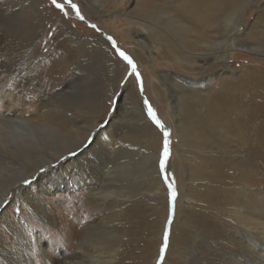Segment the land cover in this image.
Returning <instances> with one entry per match:
<instances>
[{
    "label": "rangeland",
    "instance_id": "rangeland-1",
    "mask_svg": "<svg viewBox=\"0 0 264 264\" xmlns=\"http://www.w3.org/2000/svg\"><path fill=\"white\" fill-rule=\"evenodd\" d=\"M57 4L63 7L52 0H0V90L11 94L9 85L24 76L25 86L33 90H27L33 93L26 96L25 104L33 102L43 116L59 118L61 108H66L69 116L75 112L87 117L95 136L126 131L137 144L118 150L112 158L98 145H89V140L66 152L64 158L73 159L80 148L89 149L96 173L106 177L103 172L110 171L116 186L109 197H92L76 169L66 176V187L46 183L49 190L42 203L53 223L38 215L21 194L16 203L1 204L0 264H60L84 244L88 222L101 223L105 216L116 217V224L97 232L91 244L104 242L101 252L112 248L115 252L111 262L104 257L97 264H237L239 229L228 213L229 197L223 192L212 194L205 176L189 177V165L197 164L200 156L192 150L187 161L182 160L177 124L183 119L178 112L187 87L210 93L223 79L232 86L246 80L264 95V0H236L208 27L193 24L181 12L180 0H99L101 8L90 0H57ZM227 19L230 26L224 23ZM146 36L151 54L141 44ZM168 47L193 63L194 70L182 69L167 54ZM226 48L232 55L224 61L219 56ZM16 102L0 95V115L16 109ZM17 107L21 117L37 118L36 111ZM200 111L190 112L186 125ZM15 121V142L8 141L0 151V191L30 173L25 146L33 143L42 151L51 141L23 132L22 122ZM4 128L1 135L14 139ZM211 141L208 148L219 160L230 163L245 156L246 147L233 140ZM262 161L264 167V156ZM234 166L231 174L240 170ZM48 168L39 169L40 174ZM30 179L19 184L28 186ZM260 188L263 191L264 184ZM200 214L213 227H201ZM91 244L85 247L89 252H93Z\"/></svg>",
    "mask_w": 264,
    "mask_h": 264
},
{
    "label": "bare ground",
    "instance_id": "bare-ground-1",
    "mask_svg": "<svg viewBox=\"0 0 264 264\" xmlns=\"http://www.w3.org/2000/svg\"><path fill=\"white\" fill-rule=\"evenodd\" d=\"M90 1L95 3L94 5H100L98 4L99 0ZM180 1L182 3V7L180 8L181 12H184L186 17L189 18L193 24L199 27H208L211 25L212 19L220 18L225 15L227 9L231 8L236 0ZM99 7L101 8V6ZM29 22L31 26L33 22L31 20ZM224 23L230 26L231 19H227ZM142 25L145 26L146 24L142 23ZM147 28L148 27H146V29ZM147 30L149 31L150 29L148 28ZM225 31H230V28L229 30L225 29ZM62 42V45L66 43L65 40ZM149 43L148 37H144L143 43L141 44L143 48H146L151 54L152 48ZM167 54H172L173 57L178 60V65L182 69L187 71L194 70L192 66L193 63H189L186 57H183L171 47H168ZM138 55H136V59L140 62L141 58ZM231 55L232 53L226 48L221 52L219 57L226 61ZM15 70L13 69L12 72L15 73ZM19 74L20 73H18L17 76H19ZM178 78H182V80L185 79L186 81L188 80L190 85L196 84V81L190 80L187 77ZM16 79L18 78L16 77L15 80ZM186 81L183 83H186ZM25 82L26 77L23 76L18 84L12 82V84L9 85V88L14 90L12 93L15 94V96H13L12 93L3 94L0 90V95H4L11 102L16 100L18 102H16V109H9L10 115H0V126L2 128L4 126L7 133L14 138L7 140V137H3L1 135L3 134V130L0 127V151L2 152L3 149H5V144L8 143V141L12 143L15 142L17 136L16 130L13 129V126L17 125L15 120L22 122L21 125L24 127H20V129L23 132L30 133L31 135H42L51 141H49L47 146L49 150L44 149L42 151L35 147L33 143H29L25 146L26 143L17 142L18 144L22 143L21 146L24 145L26 151L29 152V163L32 164V168L30 173L20 175V177L11 182L10 185L7 184L1 189L0 205L6 201H10L13 204L16 203L19 194H21L28 200L27 202L30 206L34 207V211H36L38 215L45 219V221L53 223L54 217L46 212L44 209L45 206L42 203V195L49 190V188L46 187V183L53 182L57 187L59 185L66 187L68 184V177L66 176H69V174L76 169L82 183L91 188L90 194L92 197H109L114 192L116 186L110 171L103 172V175H109L106 177H102V174L99 177L100 174L96 173L91 164L92 159L90 160L88 156V152H90L89 149L80 148L73 159L64 158L66 152L68 153L76 144L79 145L89 140V145H98V147L104 149L105 153L111 157L117 153L118 150L124 149L126 146L132 148L137 142L133 137L128 136L126 131L119 132L118 134H116L117 132L114 133L112 130L104 131L100 133L101 137L99 138L100 135L95 136L92 134L93 123L89 122L87 117L75 115V112L71 113L69 116L66 108L60 107L61 110H64L60 111L59 114L61 116L59 115V118L55 116L51 118L49 117L50 115H48V117L43 116V114L40 113V109L35 107L36 104L34 105L33 102L28 105L25 104L26 96L32 95L33 93L27 91L31 87L25 86ZM219 84L218 90H213L210 93L200 92L199 90L196 91L190 86L185 89L186 94L182 98V103L178 112L183 122L181 121L177 124V129L180 134V155H183V161H187V156L192 150H195L200 158L197 157V164H193L192 166L189 165V167L192 168L190 173L188 171L189 177L198 176V178H203L205 176L212 194L223 192L225 195H228V213L232 216L235 225L239 229V238L237 240L239 248L236 252L233 251L236 253V257L239 258L237 264H264V190L261 191L260 188V186L264 184L263 161L260 162L264 156V95H260L257 92L258 90L254 89L253 84H248L246 80L237 82L236 85L232 86L228 84V79H223L219 81ZM176 85H179V83H176ZM185 101L187 102L185 103ZM18 105L22 106L25 112H30V110L33 112L36 111L37 118L34 120L26 119L18 115ZM181 106L183 110H180ZM195 108H201L203 112L200 111V113L192 116L188 125H186V117H188L189 114H191L190 112ZM181 111L182 114L180 113ZM211 139L219 140V143H226L225 140H233L237 143L238 147H246V152H244L245 156L237 160H232L230 163L228 161L219 160L214 156L213 151L208 148V145L212 144ZM153 154L155 161H157V153L154 152ZM236 164L237 166L239 165L240 170L235 174H231L230 170H232V168L234 169V165ZM45 166L49 167L47 172H45L46 174H40L39 169H43ZM260 172L262 175L261 177L258 176ZM27 177L31 178V184L25 187L21 186L19 184L20 181ZM208 201H210V199H208ZM201 215L204 214H200V216ZM206 217L207 216L199 217L197 223L200 224V226L202 225L203 228L213 227ZM103 219L101 223H98L96 220L88 222L83 235L84 244L80 245L78 248L77 255L75 254L76 256L65 258L60 264H97V262L104 257H107V261H112V255L115 252L113 248L111 250H109V248V251H105L109 253L107 256H103L106 253L100 250L104 249L101 244L104 242L91 244L97 232L103 229L114 228L117 220L116 217L107 216L103 217ZM98 238L99 237H97V239ZM106 243L110 247L113 246L112 242ZM90 244L91 246L94 245L92 247L93 252H89L85 248L90 246ZM232 264L235 263L232 262Z\"/></svg>",
    "mask_w": 264,
    "mask_h": 264
},
{
    "label": "snow or ice",
    "instance_id": "snow-or-ice-1",
    "mask_svg": "<svg viewBox=\"0 0 264 264\" xmlns=\"http://www.w3.org/2000/svg\"><path fill=\"white\" fill-rule=\"evenodd\" d=\"M52 3L55 4L57 7H61V8L63 7L62 4H57V0H52ZM73 7H75V5H73ZM93 27H95V26H93ZM121 55H124V53H121ZM125 59H128V57L125 56ZM149 111H150V113H152L151 109H149ZM152 115H153V119H155V114L152 113ZM156 123L159 125L160 121L156 120ZM167 135H168V133H165V141H164V147H163V155H164L165 158H167L168 155H169V147H168ZM172 195H173V197L176 195L175 191L172 192ZM164 240H165V245L164 246L167 247V240H168L167 233H165Z\"/></svg>",
    "mask_w": 264,
    "mask_h": 264
}]
</instances>
